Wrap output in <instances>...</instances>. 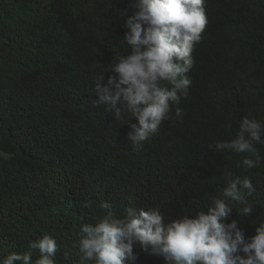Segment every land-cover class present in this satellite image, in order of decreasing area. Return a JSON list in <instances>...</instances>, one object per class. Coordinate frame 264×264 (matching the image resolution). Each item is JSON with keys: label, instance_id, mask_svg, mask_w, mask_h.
<instances>
[{"label": "trees", "instance_id": "obj_1", "mask_svg": "<svg viewBox=\"0 0 264 264\" xmlns=\"http://www.w3.org/2000/svg\"><path fill=\"white\" fill-rule=\"evenodd\" d=\"M129 4L0 0V257L50 234L56 264H78L73 243L82 222L103 217L101 202L118 216L128 206L159 208L165 222L194 216L222 193L225 168L256 189L249 216L227 201V222L250 240L264 220V161L246 169L242 155L208 148L234 138L244 116L264 121V0H205L184 115L175 118L172 105L173 118L136 147L128 133L138 121L93 103L97 76L106 81L116 54L128 51ZM134 253L135 264H165L138 245Z\"/></svg>", "mask_w": 264, "mask_h": 264}, {"label": "clouds", "instance_id": "obj_2", "mask_svg": "<svg viewBox=\"0 0 264 264\" xmlns=\"http://www.w3.org/2000/svg\"><path fill=\"white\" fill-rule=\"evenodd\" d=\"M205 0H130L132 14L124 11L122 42L127 53H117L107 80L95 81V106L119 120L122 114L138 121L128 138L136 147L158 133L164 120L184 115L179 107L189 96L194 46L201 40L208 20ZM257 145H264V121L244 116L235 137L208 145L215 152L230 151L243 156L238 166L259 167L264 161ZM225 187L211 198L206 211L183 215L165 222L159 208L128 206L118 216L113 204L101 202L102 218L81 223L77 249L78 264H135L134 246L162 257L165 264H264V220L256 234L245 239L238 222L228 223L233 207L229 200L243 205L238 211L249 216L253 207L248 197L256 191L250 177H239L225 168ZM87 206V205H85ZM60 251L57 239L44 234L28 243V251L0 257V264H56ZM39 255L33 262V253ZM243 252L245 255H240ZM67 256V252L64 253Z\"/></svg>", "mask_w": 264, "mask_h": 264}]
</instances>
